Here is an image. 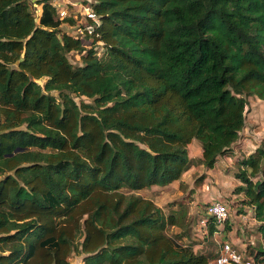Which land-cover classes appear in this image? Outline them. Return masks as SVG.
I'll return each mask as SVG.
<instances>
[{
	"label": "trees",
	"instance_id": "1",
	"mask_svg": "<svg viewBox=\"0 0 264 264\" xmlns=\"http://www.w3.org/2000/svg\"><path fill=\"white\" fill-rule=\"evenodd\" d=\"M36 1L0 0V264H210L137 192L180 180L194 140L212 169L239 138L264 100V0H94L82 35ZM242 165L264 263V145Z\"/></svg>",
	"mask_w": 264,
	"mask_h": 264
},
{
	"label": "rangeland",
	"instance_id": "2",
	"mask_svg": "<svg viewBox=\"0 0 264 264\" xmlns=\"http://www.w3.org/2000/svg\"><path fill=\"white\" fill-rule=\"evenodd\" d=\"M33 11L40 15L42 7L36 0H29ZM94 0H84L83 4L89 8ZM70 9V8H69ZM71 12V11H70ZM74 14L76 26L63 24V32L73 35H82V27L85 20L81 14ZM99 56L102 55V44L96 46ZM83 53L72 51L68 54L69 59L75 65L82 63ZM75 99L91 102L92 99L86 96L74 94ZM246 122L241 130L239 138L234 142L229 151L218 157L214 168H208L202 157V144L194 140L189 146L191 165L186 170L180 182L166 186H154L138 191L140 195L152 199L161 206L166 214L173 212L185 215L181 226H170L168 233L176 234L185 231L186 236L196 237L206 242L205 249L213 257L218 254L220 243L224 240L234 242L240 250L245 251L252 258L257 253V247L262 243V236L259 231V222L255 218L254 208L243 203L245 194L241 187L245 186L239 177V172L244 166L242 161L255 153L261 145H264V100L257 96H247ZM250 171V169H249ZM256 181L261 177L249 175ZM123 189V192H128ZM213 201H221L228 204L230 217L221 226V231L213 235L208 234V227L204 229L200 224L201 217H207L206 207ZM218 231V230H217ZM229 232H232L229 236ZM199 233L200 235H197ZM204 233L207 235L205 236ZM233 243V244H234ZM85 254L75 252L70 257V264H84ZM257 264H264L258 262Z\"/></svg>",
	"mask_w": 264,
	"mask_h": 264
},
{
	"label": "built area",
	"instance_id": "3",
	"mask_svg": "<svg viewBox=\"0 0 264 264\" xmlns=\"http://www.w3.org/2000/svg\"><path fill=\"white\" fill-rule=\"evenodd\" d=\"M52 2L59 18L71 16L67 0H52ZM83 15L86 20V28L92 30L94 28L92 22H97L99 20L98 15L92 6L89 8L86 6ZM206 214L208 215L207 217L204 216L200 218L199 222L201 226L206 229L210 223V219L215 218L218 221V230L221 231V226H223L230 217V209L225 202L213 201L206 207ZM210 264H256V262L254 258L247 255L245 251L234 246L231 242H221L218 254Z\"/></svg>",
	"mask_w": 264,
	"mask_h": 264
},
{
	"label": "crops",
	"instance_id": "4",
	"mask_svg": "<svg viewBox=\"0 0 264 264\" xmlns=\"http://www.w3.org/2000/svg\"><path fill=\"white\" fill-rule=\"evenodd\" d=\"M67 2H68V7L70 8V11H71L70 13H71L72 17H74V14H75L76 17L78 16L77 14H81L84 17L83 14H84L85 8H86V5L83 4L84 0H67ZM84 20H85V18H84ZM177 182H180V180L174 181V182H172V184L177 183ZM231 233L232 232H229V236L231 235ZM197 235H200V234L197 233ZM204 235H205V236H203L204 238L207 237V235L205 233H204ZM184 242H192V243H194V248H195L196 251L205 252V253L208 252L205 249L206 242L201 241L199 238H196L194 236H192V237L186 236L184 238ZM228 242H230V241H228ZM231 243L233 244L234 242H231ZM233 245L236 246L235 243ZM237 248H239V247H237Z\"/></svg>",
	"mask_w": 264,
	"mask_h": 264
},
{
	"label": "water",
	"instance_id": "5",
	"mask_svg": "<svg viewBox=\"0 0 264 264\" xmlns=\"http://www.w3.org/2000/svg\"><path fill=\"white\" fill-rule=\"evenodd\" d=\"M37 81H38L39 83H41V84L43 83V81H42L41 79H40V80H37Z\"/></svg>",
	"mask_w": 264,
	"mask_h": 264
}]
</instances>
